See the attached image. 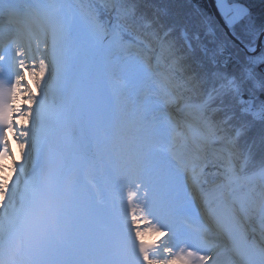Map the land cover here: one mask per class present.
Returning a JSON list of instances; mask_svg holds the SVG:
<instances>
[{"label": "snow or ice", "instance_id": "6c2138e0", "mask_svg": "<svg viewBox=\"0 0 264 264\" xmlns=\"http://www.w3.org/2000/svg\"><path fill=\"white\" fill-rule=\"evenodd\" d=\"M216 8L244 56L204 93L171 29L144 21L135 0H0V264H264V190L246 191L245 174L264 176V130L242 142L264 126V25L234 0ZM82 72L104 91L108 74L122 73L144 97L141 136L106 207L81 190L88 161L68 147ZM182 125L189 135L177 145ZM209 167L220 178L212 191Z\"/></svg>", "mask_w": 264, "mask_h": 264}, {"label": "trees", "instance_id": "16d2710c", "mask_svg": "<svg viewBox=\"0 0 264 264\" xmlns=\"http://www.w3.org/2000/svg\"><path fill=\"white\" fill-rule=\"evenodd\" d=\"M71 1L78 2V0ZM94 2L99 4L100 0ZM135 2L137 14L142 15L144 21H154L161 30L171 29V34L184 52L188 64L203 77L204 93L211 90L217 73L230 74L238 70L244 52L228 38L214 18L207 0H135ZM234 2L248 10L256 26L264 25V0H234ZM236 31L239 35H243L239 26ZM234 36L237 38L236 35ZM192 98L194 102H199L204 96L193 93ZM196 126L199 128L198 122ZM262 130L264 126L256 122L247 136L242 138V142L244 140L258 142ZM256 151L258 153L259 149L257 148ZM246 174L259 173L254 174L253 169L249 167L246 169Z\"/></svg>", "mask_w": 264, "mask_h": 264}, {"label": "rangeland", "instance_id": "374dc122", "mask_svg": "<svg viewBox=\"0 0 264 264\" xmlns=\"http://www.w3.org/2000/svg\"><path fill=\"white\" fill-rule=\"evenodd\" d=\"M29 78H30V82L32 83L31 77H29ZM78 80L82 81V83H80L79 86H81L82 84L87 85V86H89V89L93 92V94H94V91H96L97 95H99V94H102V96L104 95L103 97L101 96L99 98V100H97V103H99V102L100 103L110 102L109 95H111L112 98H113V95H115V94L120 95L119 88L121 86H125V85H128L131 83L127 80V78L122 73H119V72L110 73L107 76L108 88H107L106 93H104L105 91L98 84L96 76L94 73L82 72L80 74V77L78 78ZM32 85L35 86L34 83H32ZM111 91H112V94H111ZM130 96H131L130 94H123L120 97H117L120 99V101H122V109L128 110V111H133V112H141L142 111L141 102L143 101L144 98H142L138 103H136L134 105V104H130V100H129ZM91 108H92V101L89 102V105L87 106L86 111L89 114L90 118L93 119ZM140 129H141V127H135L133 130H131L127 133V140L124 144H122V149L120 150V151H122L123 156L121 158L117 159L116 164H114V167H113L115 172L117 170H119L125 164L130 152L135 148V146L139 140V137L141 136ZM178 132H180V134L184 133V131H178ZM19 161H20V163L22 162L21 158L19 159ZM205 172H206V175L203 177V179L206 181V183L203 186H204L206 191L207 190H213L212 188L214 187L215 182L218 181L220 178L217 175H215V169H213L211 167L205 169ZM9 175H11V173ZM13 179H14V175H13ZM109 181H110V186L106 187V189H109L110 193H108V194L106 192H98L97 193L98 194L97 200L100 203L109 204L110 200H111V196H112L113 192L115 191L116 186L114 185V183L111 180H109ZM260 181H261L260 182L261 184L264 183V176L260 177ZM259 187H261V185L257 184L256 186H254V188H252L248 192H250V194L253 196H257L258 193H260L259 191L261 189ZM88 197L91 198L90 195H88ZM145 239L148 242L161 240L159 237L154 236V235H146Z\"/></svg>", "mask_w": 264, "mask_h": 264}, {"label": "water", "instance_id": "95a60500", "mask_svg": "<svg viewBox=\"0 0 264 264\" xmlns=\"http://www.w3.org/2000/svg\"><path fill=\"white\" fill-rule=\"evenodd\" d=\"M209 7L213 13L214 18L216 19V21L219 23V25L222 27V29L225 31L226 35L228 36V38L233 41L237 46H239L241 48V50L243 49V45L240 43V41L232 34V32L223 26L222 21H220V17L219 14L217 12V8H216V0H207ZM243 51V50H242Z\"/></svg>", "mask_w": 264, "mask_h": 264}, {"label": "bare ground", "instance_id": "6f19581e", "mask_svg": "<svg viewBox=\"0 0 264 264\" xmlns=\"http://www.w3.org/2000/svg\"><path fill=\"white\" fill-rule=\"evenodd\" d=\"M19 155H20V153H19ZM142 227H143V225H142ZM161 240H164V239H166V237H159Z\"/></svg>", "mask_w": 264, "mask_h": 264}]
</instances>
